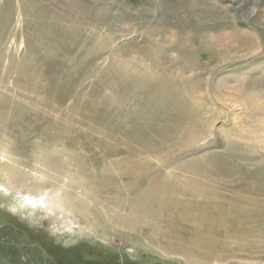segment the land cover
Segmentation results:
<instances>
[{
  "label": "rangeland",
  "instance_id": "rangeland-1",
  "mask_svg": "<svg viewBox=\"0 0 264 264\" xmlns=\"http://www.w3.org/2000/svg\"><path fill=\"white\" fill-rule=\"evenodd\" d=\"M263 135L264 0H0V170L69 194L98 233L0 190V234L44 252L0 246V264H183L144 248L167 183L219 206L224 264H264ZM112 162L130 175L101 183ZM108 185L133 203L111 224Z\"/></svg>",
  "mask_w": 264,
  "mask_h": 264
},
{
  "label": "bare ground",
  "instance_id": "bare-ground-1",
  "mask_svg": "<svg viewBox=\"0 0 264 264\" xmlns=\"http://www.w3.org/2000/svg\"><path fill=\"white\" fill-rule=\"evenodd\" d=\"M62 151H64V154L71 156L64 149ZM49 153L48 151L41 152L39 157L55 159L61 157L60 155ZM60 154L62 155V153ZM14 155L15 153H13L9 147L6 148L0 145V161H11L14 159ZM77 161L78 160H75L73 164L81 166V163ZM5 167V165L0 164V169ZM109 170H115L117 178H127L130 175L128 170L120 169L117 163L112 162L105 170L98 171V173L101 174V178H103L101 179L103 181H98L106 184L104 174ZM39 183V181H35L32 178L28 179L23 173L21 174L16 164H14L13 168L9 171L0 170V190L2 193L5 195L13 193L21 197L22 193L25 192L24 195H26V198L21 199L23 201L22 205L28 207L30 212L41 209L54 211V209H56L58 211L60 210L62 213L66 210L70 214H78L85 220L86 226L91 228L90 232L98 235L93 229L95 227H91L89 224L91 221V214L88 209L84 207L82 212L77 209L75 206H77L79 202L73 200L69 194L60 193L38 197L30 193L31 188L34 185H39ZM133 183L135 184L132 179L131 185H134ZM108 186L111 190L108 189L105 192L106 195L102 198H98V201L99 207L103 209L105 218L110 222L108 224H111L112 217L118 215L121 208L120 204L124 205L129 210H133V203H127L121 200V195H128L131 190L124 191L121 190L120 187ZM28 189L29 192H26ZM162 195L169 198L159 205V211L161 214L164 213V215L161 216V218L164 219V228L158 232L162 233V237L160 235L157 238L154 235L151 239L148 237V244L145 245L144 248L152 252V250H154L153 245L155 247L158 246L164 251L156 252L157 255L163 258H170L171 256L179 258L183 264H224L227 258L223 252L219 251L223 244L220 245L218 242L220 238H222L220 241L222 243L224 242L221 231L222 222L217 216V214L220 213L219 206H204L201 205L200 202H193L172 183L164 185L162 188ZM71 221L74 222L73 220ZM151 228L152 227H150V229ZM114 231H118V228H115ZM102 235L105 238L108 237L104 232H102ZM134 237L138 238L137 236ZM128 239L134 241L131 235ZM153 253L155 252L153 251Z\"/></svg>",
  "mask_w": 264,
  "mask_h": 264
},
{
  "label": "flooded vegetation",
  "instance_id": "flooded-vegetation-1",
  "mask_svg": "<svg viewBox=\"0 0 264 264\" xmlns=\"http://www.w3.org/2000/svg\"><path fill=\"white\" fill-rule=\"evenodd\" d=\"M12 245L15 246L18 249L33 250V251L39 253L42 256L40 250L36 246L31 245V247L27 248L25 244H22V245L21 244H19V245L18 244H14V243L10 242V235L8 233H4L3 232L2 234H0V246L1 247H11Z\"/></svg>",
  "mask_w": 264,
  "mask_h": 264
},
{
  "label": "water",
  "instance_id": "water-1",
  "mask_svg": "<svg viewBox=\"0 0 264 264\" xmlns=\"http://www.w3.org/2000/svg\"><path fill=\"white\" fill-rule=\"evenodd\" d=\"M42 255L44 256V252L41 250Z\"/></svg>",
  "mask_w": 264,
  "mask_h": 264
}]
</instances>
